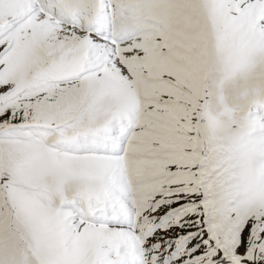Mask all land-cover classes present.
<instances>
[{
	"label": "snow or ice",
	"instance_id": "6c2138e0",
	"mask_svg": "<svg viewBox=\"0 0 264 264\" xmlns=\"http://www.w3.org/2000/svg\"><path fill=\"white\" fill-rule=\"evenodd\" d=\"M0 264H264V0H0Z\"/></svg>",
	"mask_w": 264,
	"mask_h": 264
}]
</instances>
